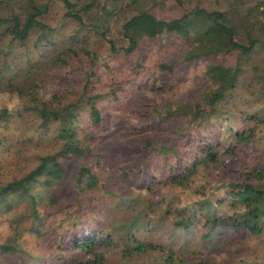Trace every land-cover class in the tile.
<instances>
[{"label": "trees", "instance_id": "trees-1", "mask_svg": "<svg viewBox=\"0 0 264 264\" xmlns=\"http://www.w3.org/2000/svg\"><path fill=\"white\" fill-rule=\"evenodd\" d=\"M169 1L0 0V127L25 126L23 137L4 133L0 142L18 157V144L44 140L31 166L12 178L0 176V224L39 238L47 219L41 207L58 205L56 195L70 206L86 202L84 218L66 222L55 253L34 254L16 242L21 238L0 240V264H109L111 253L123 260L152 253L140 264H215L208 252L179 255L155 242L164 220L211 247L221 233L229 239L264 234V163H246L242 155H253L248 123L255 115H240V124L216 115L239 82L264 105V65L250 66L241 78L250 55L264 52V0H195L180 15L163 16L158 7ZM48 14H55L51 24L43 21ZM67 23L71 29L62 35ZM93 36L105 45L103 55L89 48ZM157 38L175 51L157 62L166 79L158 78V85L156 77L147 78L148 90L161 97L175 70L201 62L192 77L205 83L207 112L199 114L188 99L161 98L142 100L112 121L106 107L117 109L124 88L104 85L98 75L112 70L118 55ZM17 46L24 48L22 67L7 60ZM137 74L126 78L129 86L142 81ZM122 123L123 140L114 130ZM106 158L115 166L106 167Z\"/></svg>", "mask_w": 264, "mask_h": 264}, {"label": "rangeland", "instance_id": "rangeland-1", "mask_svg": "<svg viewBox=\"0 0 264 264\" xmlns=\"http://www.w3.org/2000/svg\"><path fill=\"white\" fill-rule=\"evenodd\" d=\"M252 2V1H251ZM254 2V1H253ZM195 3V0H173L169 2H164L160 7H158L159 11L161 10V14L164 16L169 12L174 13V15L178 14L181 9L191 7ZM203 6L207 8H211L213 5V1H205ZM56 10L54 9V12ZM55 15V14H54ZM54 15H45V20L47 24H51L54 19L52 17ZM72 24L67 23L63 25L59 32L62 35H67L69 30L71 29ZM116 29L113 30V34L116 33ZM85 43H81L84 45ZM89 48L91 50L96 51L99 55L104 54L105 45L98 41V39L93 36L89 39ZM160 39L157 38L154 44H150L147 46H139L136 50L132 51L128 54L118 55L115 59L112 60L110 64V69H106L100 75H98L99 80L104 85L111 86H123V90L117 92L119 104L118 108L123 107V110L117 112V114L113 115L114 109L112 104L110 107H106L107 112L112 116V121H118L119 116L121 115V111L128 110L130 108H134L138 104L142 103V100H146L147 102L161 100L164 98L166 102H177L179 99L189 100L188 102H192L195 104V108L198 109L199 114L206 113L208 108L205 105V102L202 101V92L205 90V83L202 80H198L192 77L193 74H199V71L202 67L203 63H196L188 67L184 70H175L173 74L169 76L170 81L169 87L165 89V93L160 97V95H153L150 92L146 85V79L156 77V84L159 85L160 79H166L163 76H160V73L156 69V64L159 61H166L167 58L173 57L171 51L175 49L171 46H159ZM24 48L17 46L16 49L12 51L10 55L7 56V60H10L12 65L16 67L24 66L22 51ZM226 63L232 64L233 61L225 60ZM72 66L76 65L73 61L71 62ZM252 65H264V52L256 51L250 55V57L244 63V72L241 75L242 77H246L247 70ZM114 71V74L112 73ZM138 71L136 75L137 78H140L142 81H135L129 86L128 80L126 78L132 79ZM72 76V75H71ZM77 78L76 75H73ZM70 78V76L68 77ZM74 78V77H73ZM144 79V80H143ZM125 83V84H124ZM128 83V86L126 85ZM124 84V85H123ZM252 85V84H251ZM172 86V87H170ZM253 86V85H252ZM133 89V90H131ZM251 89L248 88L247 82L244 84H237L236 88L233 90L230 98L224 102V105L217 109L216 115L218 118H226L230 120L232 123L233 120H236L238 124L241 123L239 116L254 114L255 119L251 120L248 125L252 126L254 131L253 137V149H250L253 155L248 154L243 151L242 155L248 162L250 163L253 160L260 161L264 163V140L263 135L260 134V131H264V105H261L263 98L259 97L257 102H254V96L251 93ZM212 115V114H211ZM125 125L117 124V127L114 128L115 132L118 134V138L123 140V136L125 135ZM12 134L13 138H21L25 134V126L22 122L8 125L6 128L0 127V136L1 134ZM258 137L263 140V143H258ZM7 138V137H6ZM44 142L43 138H39L38 141L29 143L27 145L18 144L17 147L20 148L21 154L18 157H15L11 153V150H7V141L0 142V176H4L7 178H12L21 172V168L26 167L27 169L35 162V154L38 151H43L44 147L42 143ZM48 144L49 141L47 140ZM143 142V140H142ZM136 144V143H135ZM258 149L260 152H258ZM150 150V149H149ZM249 150V149H248ZM145 154L143 153L139 159L137 156L136 163L139 165L142 158H144ZM106 167L115 166L116 161L113 159L106 158L104 162ZM157 178L163 179L165 175L163 174V169L156 168L155 174ZM166 179H163L165 182ZM65 184V181L64 183ZM55 194V193H54ZM61 198H58V201L55 204L44 205L41 207V211L44 210V214L47 216L45 221L44 229L46 230L42 232L41 237H32V234H28L27 232H21L19 230H13L9 233V230L4 224H0V240L3 242H15L13 240L21 238L20 241H16L25 247L28 251L33 252L34 254L45 253V255H50L51 253H55L59 244V236L62 234L63 229L66 226V222L70 218H74V220H78L79 218H84L86 202H81V205H69L65 203V200L62 198V195L58 194ZM152 201L156 200L157 196H151ZM158 216V212H155L149 215V218L155 219ZM160 231L154 233L152 238L155 242H159L164 246H172L179 250V255H187L190 254V250L198 249L203 253H210L211 257L215 260V264H244L243 260H255L254 264H264V234L248 236L245 238H228L227 234H220V238H217L214 242L215 246L211 247L210 245H205L203 242L197 240V234L194 233L189 234L186 232H182L179 229H174V227L168 222V220L162 221L159 225ZM225 239V240H223ZM187 243H185V242ZM224 241V243L222 242ZM176 250V249H175ZM65 250H62L60 253L65 255ZM67 252V251H66ZM155 255V253L153 252ZM152 253H147V255H132L129 260H123L121 257L113 255L112 253L108 256L109 264H140L142 262L148 261L152 258ZM127 261V262H125ZM241 261V263H239ZM253 264V263H252Z\"/></svg>", "mask_w": 264, "mask_h": 264}]
</instances>
